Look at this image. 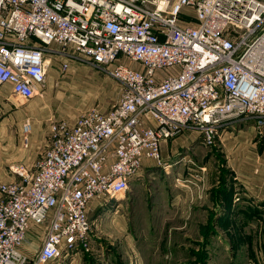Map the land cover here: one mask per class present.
I'll list each match as a JSON object with an SVG mask.
<instances>
[{
  "label": "built area",
  "instance_id": "2783aa9c",
  "mask_svg": "<svg viewBox=\"0 0 264 264\" xmlns=\"http://www.w3.org/2000/svg\"><path fill=\"white\" fill-rule=\"evenodd\" d=\"M49 50L65 59L62 70L80 60L123 92L73 127L54 121L34 169L15 165L19 179L1 188L0 264H53L89 249L91 201L125 196L144 160L162 164V141L181 129L199 128L209 145L236 120L264 128V0H0V83L32 99ZM32 129L24 122L26 145ZM33 228L44 234L31 255L22 246Z\"/></svg>",
  "mask_w": 264,
  "mask_h": 264
},
{
  "label": "crops",
  "instance_id": "0c3cea01",
  "mask_svg": "<svg viewBox=\"0 0 264 264\" xmlns=\"http://www.w3.org/2000/svg\"><path fill=\"white\" fill-rule=\"evenodd\" d=\"M191 8L185 9L182 16L185 22L191 17L195 20ZM248 121L251 119L236 120L218 131L220 142L216 146L217 151L221 149L224 163H219L218 154L217 157L212 154L207 159H194V164L184 162L183 173L174 166V177L184 175L186 180L193 179L200 173V167H205L203 179L196 184L176 181L171 186L155 182L158 193L140 196L133 189L137 186L142 189L147 182L146 174L159 166L154 160H144L140 174L131 180V189L125 196L113 202L115 205H111L110 198L99 202L116 206L115 213L121 212L119 218L115 215L108 220V224L118 226L101 232L94 226L89 249L79 248L66 264H264V260L254 256L255 247L256 251L261 250L254 236H264V134L255 124L245 123ZM69 123L74 125L75 120ZM197 136L184 132L166 140V160L175 155L183 137L189 144ZM35 144L34 137L32 150ZM203 145L200 141V146ZM36 155L28 151L20 157L27 158L32 166ZM165 164L171 167L173 163ZM14 178L19 179L16 175ZM6 179L10 177L0 165V180ZM92 203L89 212L97 207L95 201ZM129 205L136 213L128 217ZM101 224L104 225V219ZM93 225H97L96 221ZM43 234L44 229L33 228L22 249L35 254ZM191 241L197 242L194 250L197 257H178L175 252H188Z\"/></svg>",
  "mask_w": 264,
  "mask_h": 264
},
{
  "label": "rangeland",
  "instance_id": "374dc122",
  "mask_svg": "<svg viewBox=\"0 0 264 264\" xmlns=\"http://www.w3.org/2000/svg\"><path fill=\"white\" fill-rule=\"evenodd\" d=\"M193 21L194 19L191 17L187 19V22L184 21L183 23L191 24ZM57 47V45L52 46V48ZM51 53L52 50H49L47 56L48 59H50V63L48 65L45 86L43 90L39 91L32 99L26 101L21 100L12 94L9 84L0 83V165L6 169L7 175L10 177V179L0 180V197L4 196L2 194L3 192H1L3 186L14 180H18V178H14V175L18 176L13 171L15 165L23 164L31 169L42 155H44L50 144V128L54 121L64 120L69 126L73 127L74 125H70L69 121L75 120L76 123L81 115L93 109L100 111L109 110L119 100L123 92L122 85L111 78L109 74L101 72L96 68L89 67L80 60H70L69 70L67 72L62 70L61 63L65 59L63 57L55 59ZM123 60L131 64L127 58H120L118 62ZM27 120L33 124V129L29 135V143L26 145L22 127ZM249 122L255 124L258 130H261L264 134V128H259L257 122L251 119V121L245 123ZM232 123L233 122H230L229 124L232 125ZM184 132H189L191 135L198 134V139L188 144V141L183 137L184 140L178 145L177 152L169 159L170 161H167L168 159L166 160L165 157L168 155V147L166 145L167 143H165L166 140L162 141V164L158 163L159 166L157 169H152L150 173L146 174L147 182L145 186L142 189H138L137 186L133 189L135 190L134 193L140 196L158 193L159 190L155 182H157L156 184H175L178 179L177 176L174 177V166H178L179 170L181 169V173H183L182 170L185 168L183 166L184 162L194 164V159L201 158V160H203L207 159L212 154H215V156L218 154V159L221 160L219 163H224V159L221 155L222 152L220 151L221 149L219 148L217 151L216 145L220 142L218 135L215 136L213 143L207 145L204 140L205 134L199 128L187 126L181 129L174 138L181 136ZM34 137L36 144L33 146L32 150V139ZM200 141L204 143L203 146H200ZM209 146L212 148L211 151H209ZM28 151L37 153L32 166H29L31 162L27 158L20 157L22 152ZM165 160V163H173L171 167L164 163ZM181 176L182 177H179L180 183H188L185 182L186 177L184 175ZM11 177L13 179H11ZM190 182L196 184L197 180L193 178ZM180 183L179 186H182ZM119 198L118 196L111 197V205H115L113 202L117 203ZM100 200H103V198H95L91 201L90 206H92V204H94L92 202L95 201L97 207L89 212L92 223L93 221L97 223V225H93V227L97 226L98 232L102 230L107 231L111 229L110 227L112 226L117 227L118 224L116 223L110 222V224H108V220H113V216L116 215L117 217L121 213L120 211L115 213L116 206L108 207L100 205ZM126 212L128 217L136 213L130 205L126 207ZM101 219H104V225L101 224ZM116 220L118 219H115V221ZM254 238L255 244L261 247V250L259 248L260 251H256L255 247V259L264 260V236H254ZM191 240L193 239L191 238ZM188 246V252L179 250L176 251L175 254L178 257H184V255V258L192 257V255L196 254L194 250L196 249L197 242L191 241ZM74 254L75 252H70L69 255L60 258V260L53 264H66ZM195 257L197 256L195 255Z\"/></svg>",
  "mask_w": 264,
  "mask_h": 264
}]
</instances>
